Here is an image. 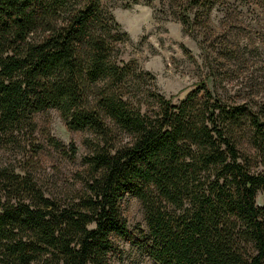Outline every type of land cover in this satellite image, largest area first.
I'll list each match as a JSON object with an SVG mask.
<instances>
[{
  "label": "trees",
  "instance_id": "16d2710c",
  "mask_svg": "<svg viewBox=\"0 0 264 264\" xmlns=\"http://www.w3.org/2000/svg\"><path fill=\"white\" fill-rule=\"evenodd\" d=\"M112 1L0 0V264H110L112 236L152 264H264V110L202 84L171 103L120 59ZM48 109L87 134L59 192L33 170ZM45 142L74 161L72 143ZM124 195L145 231L127 229Z\"/></svg>",
  "mask_w": 264,
  "mask_h": 264
},
{
  "label": "rangeland",
  "instance_id": "374dc122",
  "mask_svg": "<svg viewBox=\"0 0 264 264\" xmlns=\"http://www.w3.org/2000/svg\"><path fill=\"white\" fill-rule=\"evenodd\" d=\"M108 8L126 35L120 59L152 74L156 91L171 103L202 84L227 104L264 110V0H151L129 8L113 0ZM184 10L187 25L178 20ZM33 120L41 145L35 174L49 191L69 189L82 169L87 134L68 130L54 109L35 114ZM46 135L64 145L72 143L74 161L47 146ZM256 202L264 204L261 197ZM119 209L131 233L145 231L135 198L124 195ZM111 240L117 250L110 264H152L131 244L114 236Z\"/></svg>",
  "mask_w": 264,
  "mask_h": 264
}]
</instances>
